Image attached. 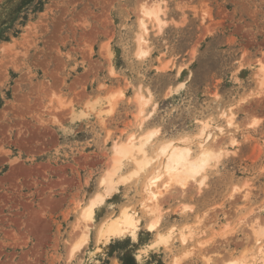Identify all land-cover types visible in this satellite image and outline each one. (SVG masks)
<instances>
[{
  "label": "rangeland",
  "instance_id": "1",
  "mask_svg": "<svg viewBox=\"0 0 264 264\" xmlns=\"http://www.w3.org/2000/svg\"><path fill=\"white\" fill-rule=\"evenodd\" d=\"M140 1L0 0V264H205L204 249L222 264L244 252L249 262L260 246L249 227L256 218L264 229V0H160L163 26L147 24L138 59ZM118 91L110 115H99ZM136 93L150 100L141 125ZM205 123L222 153L200 190L163 196L149 231V169L117 186L95 209L88 241L71 249L114 142L133 135L136 145L158 129L149 155L184 138L196 154ZM122 164L118 174L133 169ZM123 208L140 219L135 235L97 241L100 223Z\"/></svg>",
  "mask_w": 264,
  "mask_h": 264
},
{
  "label": "bare ground",
  "instance_id": "2",
  "mask_svg": "<svg viewBox=\"0 0 264 264\" xmlns=\"http://www.w3.org/2000/svg\"><path fill=\"white\" fill-rule=\"evenodd\" d=\"M159 1L160 0H141L139 3L138 8L140 17L138 19V29L140 33L137 34L135 39L136 49L134 52L138 59L144 58L147 55V50L145 49L146 41L144 38L147 34V24H154V27L158 31L161 29V26H163L159 17ZM259 85L264 86V74L260 77ZM122 96L123 93L118 91L116 96L113 95L108 99L106 98L108 106H106L105 109L99 108V115L102 111L104 115H110L116 99ZM134 101L137 111L136 118L139 120V125H141L151 116V113L144 116L145 107L149 104L150 100L148 97L136 93ZM102 105L103 103L99 106ZM223 115L224 113H222L221 116ZM224 119L227 128L230 129L234 127V117L232 113L224 115ZM216 129L218 130V134L223 133L221 128ZM157 134L158 129L146 131L143 135L138 137V144L136 145L134 144L135 139L133 135L126 137L124 142H114L112 144L111 169L99 179L98 185L102 187V193L95 194L88 201L87 205L81 209L80 218H78L79 220L74 226L75 233L76 230L78 233L75 234L77 242H75L71 248L73 251L79 250V248L88 241L89 226L94 221L95 209L104 204L106 198L114 194L119 184H124L131 179H137L149 169H152L151 173L149 172L148 175L146 174L143 182V203L141 207L147 211V215L152 216L147 227L149 231H154L159 224L161 198L173 188H177L182 193L191 184L197 185V189L200 190L205 184L207 170L214 167L221 158L222 151L216 146L217 135H213L206 123L202 124L196 135L198 139V152L196 154H193L192 149L185 144L186 139L184 138L162 142L154 149L155 151H153V154L149 155L145 146ZM229 143L234 146L236 141L231 137ZM129 159L133 164V169L125 175L118 174L123 165V161ZM247 195V189L242 191L243 198H246ZM187 208L186 205H182L180 211L184 212ZM118 214V216L114 218L108 217L100 223L96 232L97 241L103 238L121 237L125 234H129L130 236L135 235L140 225V219L131 214V212L129 213L127 208L121 209ZM251 223L249 231L253 236L254 244L260 245L258 249L255 250L256 253L251 256L252 260L249 262L246 261V253L244 252L241 258L231 259L229 261L226 260L224 263L222 262V264H264V242L262 243L264 239V229L256 218H253ZM180 241L181 244H186V236L182 235ZM162 242L164 243V237L159 236L155 245ZM203 244L204 243H200L198 246L202 248ZM163 245H166V243ZM205 251L206 249H204L203 255H201L202 260H204L205 264H211L213 260L212 255H214V253L210 255L208 252L209 250L207 253ZM221 260L219 262H221ZM176 261L177 260H175V263H177Z\"/></svg>",
  "mask_w": 264,
  "mask_h": 264
}]
</instances>
